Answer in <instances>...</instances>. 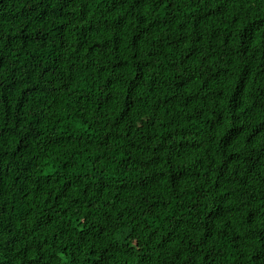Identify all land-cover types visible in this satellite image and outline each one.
<instances>
[{"label":"trees","instance_id":"16d2710c","mask_svg":"<svg viewBox=\"0 0 264 264\" xmlns=\"http://www.w3.org/2000/svg\"><path fill=\"white\" fill-rule=\"evenodd\" d=\"M0 264H264V0H0Z\"/></svg>","mask_w":264,"mask_h":264}]
</instances>
